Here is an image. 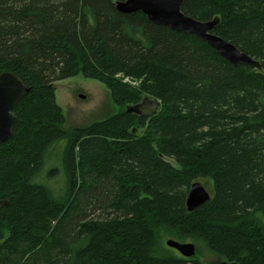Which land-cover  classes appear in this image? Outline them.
Listing matches in <instances>:
<instances>
[{
  "label": "trees",
  "instance_id": "trees-1",
  "mask_svg": "<svg viewBox=\"0 0 264 264\" xmlns=\"http://www.w3.org/2000/svg\"><path fill=\"white\" fill-rule=\"evenodd\" d=\"M116 1L0 0V75L30 88L0 145V264H201L173 255L159 230L264 264V0L182 6L219 18L213 33L260 69ZM79 74L121 111L70 132L56 83ZM146 97L158 112H127ZM201 179L212 197L190 213Z\"/></svg>",
  "mask_w": 264,
  "mask_h": 264
},
{
  "label": "water",
  "instance_id": "water-1",
  "mask_svg": "<svg viewBox=\"0 0 264 264\" xmlns=\"http://www.w3.org/2000/svg\"><path fill=\"white\" fill-rule=\"evenodd\" d=\"M184 0H117L115 5L119 12L124 14L143 13L152 23L165 26L172 31L188 34L202 39L221 57L235 66L251 65L260 69V63L243 53L231 42L213 33L219 25L220 19L203 22L186 15L182 11ZM30 88L13 73L0 75V145L13 137L17 117L14 112L19 103L26 98ZM142 104L128 107V113L141 115ZM210 192L202 182H194L189 190L186 200L188 212L192 213L211 200ZM9 201L0 199V209L8 206ZM166 246L176 250L184 258H193L196 247L193 243H181L176 240H167Z\"/></svg>",
  "mask_w": 264,
  "mask_h": 264
},
{
  "label": "rangeland",
  "instance_id": "rangeland-1",
  "mask_svg": "<svg viewBox=\"0 0 264 264\" xmlns=\"http://www.w3.org/2000/svg\"><path fill=\"white\" fill-rule=\"evenodd\" d=\"M130 84L139 85V83ZM56 102L63 110L65 117L64 129L70 132L106 120L121 111V108L113 102L110 91L103 83L87 79L83 74L56 83ZM158 110V105H156L155 99L152 97H146L140 108L142 114H155ZM142 133L143 131L139 132V134ZM172 163L177 166L175 162ZM200 182L203 183L208 191L211 192L213 190V185L210 181L201 179ZM158 235L165 243L170 239L187 243V241H182L162 230L158 231ZM194 244L197 246L198 256L196 258L201 264H225L227 262L225 258L212 253L206 244L200 242H194ZM171 253L179 255L174 249H172Z\"/></svg>",
  "mask_w": 264,
  "mask_h": 264
},
{
  "label": "flooded vegetation",
  "instance_id": "flooded-vegetation-1",
  "mask_svg": "<svg viewBox=\"0 0 264 264\" xmlns=\"http://www.w3.org/2000/svg\"><path fill=\"white\" fill-rule=\"evenodd\" d=\"M187 243H190V242H187ZM194 244V243H193ZM195 245V247H196V255H195V257H193V258H196L197 256H198V253H197V246H196V244H194ZM178 254H179V252H178ZM179 256L180 257H182L180 254H179ZM182 258H184V257H182ZM184 259H187V258H184ZM188 259H192V258H188ZM197 259V258H196ZM225 264H233V263H230V262H225Z\"/></svg>",
  "mask_w": 264,
  "mask_h": 264
}]
</instances>
